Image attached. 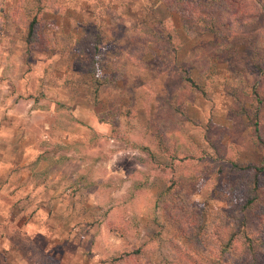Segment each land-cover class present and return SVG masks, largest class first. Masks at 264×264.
<instances>
[{"label":"rangeland","instance_id":"1","mask_svg":"<svg viewBox=\"0 0 264 264\" xmlns=\"http://www.w3.org/2000/svg\"><path fill=\"white\" fill-rule=\"evenodd\" d=\"M15 4L0 0V264H186L172 249L184 244L176 223L153 210L155 196L179 181L166 200L210 228L240 215L244 189L229 182L246 183L264 165L256 100L264 94V0H55L48 29L57 50L49 55L11 24ZM142 21L161 22L177 48L171 62L160 54L145 87L142 72L112 71L117 34ZM82 32L106 47L101 72L114 86L98 90L87 70L92 56L72 54ZM170 67L187 69L198 87L188 89ZM155 131L192 148V160L162 157ZM149 162L156 169L147 189L130 200ZM86 170L90 182L113 185L85 187L78 177ZM253 207L247 228L264 238L261 201Z\"/></svg>","mask_w":264,"mask_h":264},{"label":"trees","instance_id":"2","mask_svg":"<svg viewBox=\"0 0 264 264\" xmlns=\"http://www.w3.org/2000/svg\"><path fill=\"white\" fill-rule=\"evenodd\" d=\"M14 1L16 6L9 18L11 24L20 30L25 44L37 49L42 54L55 53L57 42L53 33L48 29V16L56 12L55 0ZM147 25L146 21H142L138 25H131L126 28L123 34L116 33V43L118 44L113 50L112 71L118 73L128 67L136 73L142 72L143 75L138 74V77L143 80L140 87L147 85L144 77L154 73L159 64L155 62L156 60L163 62L166 55L167 61L171 62L173 61L171 55L173 56L177 51L171 34L164 33V25H161V22L157 23L156 28ZM121 44L124 46L123 51L120 49ZM154 49L161 51L156 53ZM105 50L106 47L102 46L99 40L85 32L81 33L71 48V51L74 52L72 54H80L81 56L90 54L92 56V60L87 64V70H90L94 75L98 90L106 85L114 86V82L108 81V76L101 72ZM160 54L164 57H160ZM171 69L181 75L182 84L188 89L192 90L198 87L187 69L175 67ZM162 73L159 72L158 74L161 75ZM257 95L260 94L257 93ZM256 100L264 105V94L260 98L257 97ZM153 140L158 153L168 161L192 160V148H184L176 137L164 131H155ZM259 140L262 141L261 136H259ZM126 142L130 143L133 149L151 154L148 146L130 139ZM154 169H156L155 163L149 162L145 170L140 171L141 177L135 179L128 190L130 200L145 193L150 173ZM237 169L238 167L233 165L231 170L237 171ZM253 170L252 177L246 183H244L246 179L241 178L229 182L231 183L229 184L230 189H236V187L244 189V198L239 204L240 215L236 212L235 215L229 217H219L211 224V228L189 206H179L176 202L166 200L171 194L173 195L172 198L175 197L180 185L179 181H173L159 195L155 196L153 210L160 211L161 207V214L163 213L168 221L176 223L178 237L184 244L174 243L172 249L186 264H258L259 250H264V238H259V236L250 233L244 213L254 208L253 206L261 201L260 231L264 233V186H262L264 165L254 166ZM88 172L89 170H86V174H80L78 183L82 181V185L85 187L108 188L113 185L110 178L90 182L86 177ZM161 204L164 206L162 207ZM164 261L158 264H170L168 260Z\"/></svg>","mask_w":264,"mask_h":264},{"label":"crops","instance_id":"3","mask_svg":"<svg viewBox=\"0 0 264 264\" xmlns=\"http://www.w3.org/2000/svg\"><path fill=\"white\" fill-rule=\"evenodd\" d=\"M44 55H46V54H44ZM132 183H133V181H132ZM130 188V187H129ZM147 189V188H146ZM146 189H145V191H146ZM129 190V189H128ZM129 194V193H128Z\"/></svg>","mask_w":264,"mask_h":264}]
</instances>
